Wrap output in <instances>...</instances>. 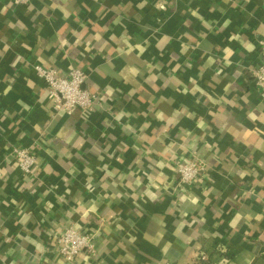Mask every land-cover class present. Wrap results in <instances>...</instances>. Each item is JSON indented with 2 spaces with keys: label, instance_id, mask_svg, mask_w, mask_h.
<instances>
[{
  "label": "crops",
  "instance_id": "obj_1",
  "mask_svg": "<svg viewBox=\"0 0 264 264\" xmlns=\"http://www.w3.org/2000/svg\"><path fill=\"white\" fill-rule=\"evenodd\" d=\"M261 40L264 0H0V264H67L68 225L96 246L72 264H264ZM34 64L100 102L55 111Z\"/></svg>",
  "mask_w": 264,
  "mask_h": 264
},
{
  "label": "built area",
  "instance_id": "obj_2",
  "mask_svg": "<svg viewBox=\"0 0 264 264\" xmlns=\"http://www.w3.org/2000/svg\"><path fill=\"white\" fill-rule=\"evenodd\" d=\"M14 5H29L31 0H11ZM260 61L253 68L254 85L259 89L260 97L264 100V42L258 43ZM33 69L38 77L46 84L48 97L55 111L71 113L79 109L82 113H90L100 101L96 94L83 86L86 80L85 72L80 68H72L67 74H59L54 67L34 64ZM12 154L16 164L23 174H31L35 167V154L26 147H13ZM206 164L200 158H192L177 165L178 181L182 186L191 185L205 172ZM57 250L63 261L72 264L81 254L93 257L96 246L93 233L73 225L64 227L57 238Z\"/></svg>",
  "mask_w": 264,
  "mask_h": 264
}]
</instances>
